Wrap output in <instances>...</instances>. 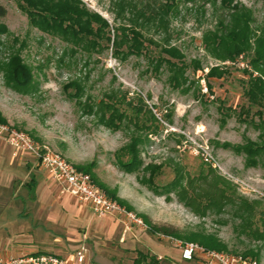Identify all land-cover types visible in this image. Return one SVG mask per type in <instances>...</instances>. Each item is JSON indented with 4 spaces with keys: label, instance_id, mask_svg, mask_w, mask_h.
Returning a JSON list of instances; mask_svg holds the SVG:
<instances>
[{
    "label": "rangeland",
    "instance_id": "obj_1",
    "mask_svg": "<svg viewBox=\"0 0 264 264\" xmlns=\"http://www.w3.org/2000/svg\"><path fill=\"white\" fill-rule=\"evenodd\" d=\"M18 1L0 0L6 9L0 17V60L18 51L33 67L35 83L28 93L19 92L7 83L0 67V118L75 166L92 164L89 173L95 184L108 196L112 192L125 200L149 226L133 223L124 214L93 213L63 192L29 153H15L0 138V264H34L25 260L42 262V256L76 264L74 255L82 244L87 249L84 264H132L138 251L156 256L161 264H201L183 261L171 239L184 240L191 231L216 235L226 251L258 250L257 260L264 264V242L239 235L230 211L198 216L173 191H165L179 170L194 176L204 162L235 184L239 195L264 204V160L248 167L243 155L232 149L245 138L258 141L261 132L258 117L240 109L246 104L242 81L247 75L242 70L251 69L242 57L234 63L217 60L202 44L203 33L216 25L222 10L211 0H177L179 13L170 21V43L182 50L185 62L198 59L202 70L188 65L187 80L176 86L168 80L165 66L159 74L150 72L143 55L121 62L110 48L70 50L58 37L31 26ZM82 1L111 25L117 22L112 12L115 0ZM236 1L251 9L252 25L258 27L264 20L263 0ZM211 66H227L230 72L212 77L207 74ZM72 80L83 86L82 101L88 96L98 102L108 90L127 100L137 101L140 95L160 119L157 131H138L148 138L140 148L138 171L128 173L119 166L128 160L120 149L136 132L133 122L124 120L120 129L111 130L98 116L84 113ZM202 152L214 164L205 161ZM147 164L158 168V192L140 181ZM32 178L36 185L30 191Z\"/></svg>",
    "mask_w": 264,
    "mask_h": 264
},
{
    "label": "trees",
    "instance_id": "obj_2",
    "mask_svg": "<svg viewBox=\"0 0 264 264\" xmlns=\"http://www.w3.org/2000/svg\"><path fill=\"white\" fill-rule=\"evenodd\" d=\"M211 2L222 13L218 15L216 25L203 33L202 44L212 57L221 62L234 63L239 57L246 60L245 63L251 70L245 67L242 70L247 75L242 81L246 104L241 105L240 109L247 114L256 115L260 122L259 128L261 127L258 141L245 138L242 144L232 146V149L243 155L246 166H258L264 160V20L254 28L252 11L243 4L236 0ZM113 4L115 7L112 12L115 13L117 22L111 25L82 0L18 1L31 26L58 37L72 51H103L110 48L112 56L121 62L131 56L143 55L150 72L159 74L165 66L169 74L168 80L176 86L187 80L184 75L188 65H192L194 70H202L198 59L185 62L182 50L170 43V21L179 13L177 0H115ZM5 14L6 9L0 3V17ZM0 67L3 68L7 83L19 92L28 93L35 83L33 67L24 61L18 51L9 54L6 60H0ZM229 72L227 66H211L207 74L220 78ZM70 83L75 88L74 95L78 97L76 102L82 111L98 116L99 122L108 129H120L124 120L133 122L136 132L131 134L129 141L120 149L128 160L120 161L119 166L128 173L138 171L141 164L140 148L148 139L147 133L157 131L160 124V119L152 108L147 106L140 95L137 101L127 100L125 95L119 98L114 90L104 92L98 102L89 100L88 96L82 101L83 86L77 80ZM207 87L212 88L208 78ZM0 123L7 122L0 118ZM138 131L147 133L142 135ZM205 164H200L194 176H185L179 170L165 191H173L179 201L198 216H205L209 212L220 214L225 210L230 211L237 220L235 230L239 235L264 242V204L258 200L249 201L239 195L235 184L218 174L215 168ZM91 165L76 167L89 173ZM157 169L155 165H145L140 181L150 190L158 192L154 182ZM31 180L29 190L33 191L36 184L33 178ZM110 194L127 210H133L130 204L118 198L115 193ZM140 217L148 227L143 216ZM184 240L198 242L211 249L227 250L220 238L204 231H191L184 236ZM241 254L259 258L258 250L246 249ZM132 264L161 263L156 256L138 251Z\"/></svg>",
    "mask_w": 264,
    "mask_h": 264
},
{
    "label": "built area",
    "instance_id": "obj_3",
    "mask_svg": "<svg viewBox=\"0 0 264 264\" xmlns=\"http://www.w3.org/2000/svg\"><path fill=\"white\" fill-rule=\"evenodd\" d=\"M0 138L5 139L15 153L19 151L29 153L36 163L48 171L52 178L58 182L63 192L87 204L93 213L97 215L124 214L133 223H144L140 217L103 192L95 184L89 173L79 170L61 154L40 144L27 132L12 128L6 123H0ZM195 153H198V151L196 150ZM201 155L205 161L212 163V158H208L203 152ZM171 239L180 250L183 261H198L201 264H260L257 259L249 255L211 249L198 242L186 241L180 238ZM86 250L85 245L82 244L76 251L74 255L76 264H84ZM27 259L30 260L25 261H32L34 264L45 262L47 264H68L65 261L58 260L55 256H42V262L31 258Z\"/></svg>",
    "mask_w": 264,
    "mask_h": 264
},
{
    "label": "crops",
    "instance_id": "obj_4",
    "mask_svg": "<svg viewBox=\"0 0 264 264\" xmlns=\"http://www.w3.org/2000/svg\"><path fill=\"white\" fill-rule=\"evenodd\" d=\"M86 205V204H85Z\"/></svg>",
    "mask_w": 264,
    "mask_h": 264
}]
</instances>
